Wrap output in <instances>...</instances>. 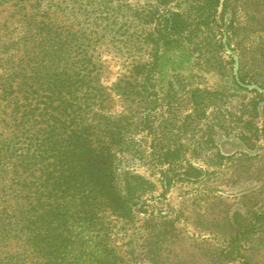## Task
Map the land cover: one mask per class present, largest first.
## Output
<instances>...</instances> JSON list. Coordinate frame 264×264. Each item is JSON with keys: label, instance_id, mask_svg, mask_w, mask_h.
I'll return each instance as SVG.
<instances>
[{"label": "trees", "instance_id": "1", "mask_svg": "<svg viewBox=\"0 0 264 264\" xmlns=\"http://www.w3.org/2000/svg\"><path fill=\"white\" fill-rule=\"evenodd\" d=\"M172 1L149 5L144 17L154 24L147 37L150 59L131 62L110 86L103 82L106 60L90 46L87 32L72 25L39 27L31 20L19 43L21 55L0 59V264L138 262L139 212H149L146 222L155 220L142 198L154 193L156 183L137 166L144 162L151 169L156 162L155 137L150 135L149 143L143 132L154 131L160 48L188 43L199 54L212 46L224 51L222 21L228 45L235 50L237 44L240 51V80L264 87V38L253 49L236 41L261 29L243 24L236 13L228 15L232 0L224 1L220 14V0H190L186 11L167 8ZM258 2L253 0V16ZM250 53L260 72L249 66ZM113 96L132 106L115 112ZM262 114L264 136V107ZM159 150L168 163L181 152L170 143ZM197 172L162 169L161 186L169 189ZM262 228L264 213L256 214L233 234L234 249H227L225 258L255 264L238 246ZM123 247L130 249L128 259Z\"/></svg>", "mask_w": 264, "mask_h": 264}, {"label": "rangeland", "instance_id": "2", "mask_svg": "<svg viewBox=\"0 0 264 264\" xmlns=\"http://www.w3.org/2000/svg\"><path fill=\"white\" fill-rule=\"evenodd\" d=\"M188 1L180 0L177 4L173 0L167 8L186 11ZM257 1L256 16L251 14L256 5L253 0H232L229 8L228 15L236 13L243 24L261 29L246 37L243 33L239 35L236 41H241L246 49H253L264 38V0ZM157 2L0 0V59H16L21 55L19 43L31 20L39 23V27L72 25L87 32L90 46H95L106 60L103 82L110 86L127 72L131 62L150 59L153 46L147 43V37L154 24L147 23L144 17L149 5ZM223 8L224 5L219 14ZM220 23L225 35L227 24ZM217 35L220 37L219 28ZM223 42L224 51L212 46L211 52L205 54H199L188 43L159 50L154 76L158 94L154 131L143 132L149 143L150 135L155 137L156 154L152 157L156 162L150 163L151 169L144 162H138L137 166L138 171L155 180L154 193L151 196L145 193L142 198L155 220L146 222L149 212H139L138 262L129 261L130 249L123 247L128 264H241L224 256L227 249H234L230 245L232 236L249 226L256 214L264 213V136L261 132L264 107L261 93L264 91L237 84L236 60L226 48L228 40L225 42L223 38ZM228 47L239 57L240 75L239 48L237 44L235 50ZM248 61L252 69L260 72L259 61L251 53ZM260 75L264 79V70ZM248 81L240 80L246 85L256 84ZM130 106L129 100L113 96L115 112L128 111ZM143 107L141 103L142 113ZM167 143L181 151L171 159V164L157 154L161 145ZM162 169L170 173H199L191 178H179L169 189H163ZM238 250L253 263L264 264V228L246 234Z\"/></svg>", "mask_w": 264, "mask_h": 264}, {"label": "water", "instance_id": "3", "mask_svg": "<svg viewBox=\"0 0 264 264\" xmlns=\"http://www.w3.org/2000/svg\"><path fill=\"white\" fill-rule=\"evenodd\" d=\"M224 1L225 0H220V8H219V11H221V9H222V7H223V5H224ZM224 40H225V42L227 41V32L225 31V35H224ZM226 48H227V50L234 56V58H235V67H234V71H235V75H236V77H237V79H238V81H240L239 80V75H238V70H239V57H238V55L234 52V51H232L229 47H228V45H226ZM242 85H244V86H246V87H248V88H250V89H257V90H259V91H264V89L263 88H261L260 86H258V85H256V84H251V85H246V84H243L242 82H240Z\"/></svg>", "mask_w": 264, "mask_h": 264}]
</instances>
